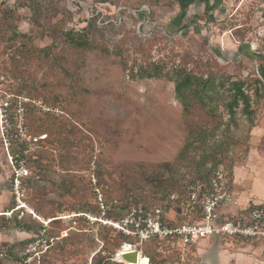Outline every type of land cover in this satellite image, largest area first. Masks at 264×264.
Returning a JSON list of instances; mask_svg holds the SVG:
<instances>
[{"label":"rangeland","instance_id":"rangeland-1","mask_svg":"<svg viewBox=\"0 0 264 264\" xmlns=\"http://www.w3.org/2000/svg\"><path fill=\"white\" fill-rule=\"evenodd\" d=\"M211 3L0 0V264H126L125 244L149 264H218L220 251L262 264L264 239L219 236L214 256L215 236L152 232L200 225L188 186L216 166L233 197L218 213L264 204V0ZM184 73L211 99L183 106ZM232 80L249 120L225 109Z\"/></svg>","mask_w":264,"mask_h":264},{"label":"built area","instance_id":"built-area-1","mask_svg":"<svg viewBox=\"0 0 264 264\" xmlns=\"http://www.w3.org/2000/svg\"><path fill=\"white\" fill-rule=\"evenodd\" d=\"M2 111H0V134L6 132L2 130L4 126ZM188 194L190 201L194 205H198L200 209L201 222L198 226L182 225L172 230H168L166 226L157 222V228L153 229V233L165 231L167 233H176L181 236L185 244L195 242L197 239L205 238L218 234L230 238L241 239H264V204L255 203L241 208L236 215L222 214L217 212L220 204H227L232 200L231 181L227 173L222 168L212 170L205 183H193L188 186ZM17 200L14 209L6 212V216H10L15 211L25 208ZM22 213V211H20ZM20 213V214H21ZM159 213V210H157ZM220 219V220H218ZM153 227V225H152Z\"/></svg>","mask_w":264,"mask_h":264},{"label":"trees","instance_id":"trees-1","mask_svg":"<svg viewBox=\"0 0 264 264\" xmlns=\"http://www.w3.org/2000/svg\"><path fill=\"white\" fill-rule=\"evenodd\" d=\"M212 0H175L176 4L178 5V8L182 11L186 10L191 4L195 2H201L204 5V11L209 12L213 10L215 4L211 3ZM69 42L72 45L83 47L86 45L87 41L83 37H79L78 35L76 37L73 36H67ZM257 73L261 78H264V60H262L257 67ZM154 76H157V72L153 74ZM152 74H147L146 77H150ZM253 81L256 83H260L259 78H255ZM174 83V93L177 98V100L183 105L186 106L189 104V95L191 94L193 97H195L198 101L203 102V104L211 99V94H208L209 91L215 93V89L212 84H210L208 81H203L201 78L191 75L188 73L184 74H176L173 80ZM244 83L242 80H232L229 82L227 86V91L229 93L228 101L225 104V109L229 115V118H232L234 108L240 106L241 112L246 117V119H250L252 115V109L250 108V96L248 94V91L244 90L243 88ZM253 89L252 92H254ZM192 142L195 145H199L204 140L199 138L196 134L192 135ZM216 168H218L216 166ZM215 168H210L208 171L203 175V178L198 179L197 182H203L205 183L211 174L212 170ZM208 173V175L205 177V175ZM195 182V183H197Z\"/></svg>","mask_w":264,"mask_h":264},{"label":"bare ground","instance_id":"bare-ground-1","mask_svg":"<svg viewBox=\"0 0 264 264\" xmlns=\"http://www.w3.org/2000/svg\"><path fill=\"white\" fill-rule=\"evenodd\" d=\"M39 220L46 222L45 220H42L40 217H37ZM50 221V220H48ZM118 253L116 255V258L118 259L119 262H123L122 254L124 253H129V252H136L137 254V263L136 264H149V260L147 259L146 256L140 254L139 251L133 249L130 247L128 244L123 245L120 250H118ZM126 264H133L132 262H127Z\"/></svg>","mask_w":264,"mask_h":264},{"label":"crops","instance_id":"crops-1","mask_svg":"<svg viewBox=\"0 0 264 264\" xmlns=\"http://www.w3.org/2000/svg\"><path fill=\"white\" fill-rule=\"evenodd\" d=\"M203 240H205V239H203ZM217 257H218L217 258L218 259V264H219V261L226 262V261H230V260L231 261H235L236 260L237 263L239 264L240 261H241L240 259H242V262L243 261L245 262L246 259H247L245 257L244 258H241L238 253L233 256V254L232 255L230 253H227L226 254V252H221V251L218 252V256ZM246 263H247V261H246ZM249 263L250 264H258V261L257 260H255V261L254 260H251V262H250V260H249ZM261 263L264 264V261H261Z\"/></svg>","mask_w":264,"mask_h":264},{"label":"water","instance_id":"water-1","mask_svg":"<svg viewBox=\"0 0 264 264\" xmlns=\"http://www.w3.org/2000/svg\"><path fill=\"white\" fill-rule=\"evenodd\" d=\"M215 240H216V244H215V248L213 249L214 251V256H215V251L217 250V246H218V238H219V235L218 234H215ZM122 258L124 260H126L127 262H132L133 264H136L137 263V254L136 252H129V253H124L122 254ZM211 262V258L208 256V259H205V261H203V264H210ZM207 262V263H205Z\"/></svg>","mask_w":264,"mask_h":264}]
</instances>
